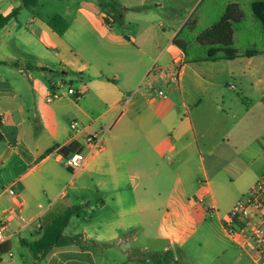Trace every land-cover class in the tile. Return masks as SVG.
Returning a JSON list of instances; mask_svg holds the SVG:
<instances>
[{"label": "crops", "instance_id": "crops-1", "mask_svg": "<svg viewBox=\"0 0 264 264\" xmlns=\"http://www.w3.org/2000/svg\"><path fill=\"white\" fill-rule=\"evenodd\" d=\"M42 1L23 24L22 0H0V15L20 10L0 30V216L8 222L0 262L14 237L20 244L36 241L54 216L79 206L78 217L85 214L82 234L69 236H80L81 244L55 247L33 258L34 264H152L150 256L165 251L174 254L170 264H254L223 229V218L236 200L223 214L203 216L202 193L210 188L194 184V158L204 170L201 152L210 155L216 146L217 135L233 116L223 105L233 102L222 97L206 106V97L197 96L187 101L180 83L189 65L209 64L198 66L204 77L197 72L193 77L197 86L210 85L211 72L226 67L223 61H252L257 55L218 61L188 57L179 35L187 25L196 27L198 20L191 17L205 0H182L184 15L158 28L149 0H75L56 14L68 24L63 35L36 10ZM221 1L223 11L231 3L242 11V0ZM251 1L245 4L248 9ZM114 13L128 35L114 29ZM132 23L135 28L129 30ZM58 74L73 78L83 96L47 104L46 92ZM262 82L257 79L251 86ZM162 87L165 97H154ZM174 91L182 115L169 101ZM128 93H134L131 102L119 115ZM242 101L247 107L253 104ZM258 102L264 111V102ZM88 136L101 138L100 150L91 152L84 144ZM70 144L88 155L74 174L57 152ZM263 171L262 165L246 191ZM9 189L18 198L9 196Z\"/></svg>", "mask_w": 264, "mask_h": 264}, {"label": "rangeland", "instance_id": "rangeland-1", "mask_svg": "<svg viewBox=\"0 0 264 264\" xmlns=\"http://www.w3.org/2000/svg\"><path fill=\"white\" fill-rule=\"evenodd\" d=\"M71 1L75 0H61V2L59 0H43L42 6L36 10L39 11L42 18L52 17L62 13L66 5L70 4ZM98 1L101 4L105 3V0ZM149 1L152 5L150 14L157 16L155 20L157 28L165 27L168 21H176L184 15L183 10L185 7L181 2L182 0ZM248 1L242 0L244 18L240 23L233 26L235 31L233 47L239 52L246 50L256 51L258 52L257 56L252 61L243 58H238L234 61H223L220 64H227L226 67L211 72L210 85L201 83L200 86H197L193 77L194 72L204 77V69H198V66L204 68L209 66V64L189 65L184 70V76L180 83L181 93L184 94V98L187 101L197 96V99L206 97L204 100L206 106L209 105L212 99L217 100L222 99V97L225 98V101L232 100L233 102L232 106L223 105L224 111H227L226 107H230L231 115L233 116L230 118V123L228 122L224 130H221L222 132L220 131L217 135V143H213L216 146L210 149V155H207L204 151L201 152L204 170L198 169L201 163L197 156L194 158L196 167V171H194L195 188L202 186L210 188V193L203 191L200 206L203 216L206 217L218 212L223 214L225 208L231 207L234 201L241 197L242 191L243 195H245L252 179L261 169V166H264V111L262 110V103L258 102L259 99L264 102V82L251 86L257 79L264 80V37L257 21L249 12ZM221 2V0H205L195 9L191 17V20H198L196 27L191 29L187 25L181 31L179 39L187 43L186 51L188 57L200 58L206 54L207 48L193 42L192 39L205 28L218 21L220 13L223 11ZM128 4L126 3V5ZM74 6L75 3L70 5V9H73ZM21 14L22 23L24 24L25 18L30 17V11L22 9ZM204 14L206 15L204 16ZM134 16L137 15H129L127 18H135ZM202 17L203 21H199ZM115 19L114 29L124 35H128L130 31H122L117 14H115ZM133 28L135 26L132 23L129 30ZM57 69L54 68L52 70L56 72ZM60 76L59 74L54 75V79ZM71 87L74 90L77 88V83L74 79H72ZM175 88L169 87L170 91L175 90ZM161 90L165 93L166 89L162 87ZM133 94L128 93L126 96ZM170 95L171 93L168 96L170 103L174 104V109H180V115H182L183 109L181 108L179 93L174 91L172 96ZM154 97H158L157 93H155ZM242 99L253 101V104L247 107ZM185 115L184 112L183 116ZM165 161H171V158L166 157ZM90 215L91 210H89L87 216ZM84 217L85 214L78 218H72L64 234L68 236L74 233L82 234L85 224ZM11 245V250L3 257V261L0 264H34L31 252L19 243L17 237L11 240ZM12 261L13 263H11Z\"/></svg>", "mask_w": 264, "mask_h": 264}, {"label": "trees", "instance_id": "trees-1", "mask_svg": "<svg viewBox=\"0 0 264 264\" xmlns=\"http://www.w3.org/2000/svg\"><path fill=\"white\" fill-rule=\"evenodd\" d=\"M41 0H22V7L28 10L36 8ZM249 10L253 18L257 21L261 33L264 37V0H252ZM19 9H13L7 15H0V30L12 19L16 18ZM243 19V13L238 4H228L218 19L210 27L200 32L195 42L207 48V52L199 61H218V60H234L240 55L252 57L258 54L256 51L239 52L233 47L234 25ZM106 22V21H105ZM107 23V22H106ZM48 25L58 35H63L67 30V22L59 15H54L48 19ZM176 45L182 48L180 43L174 41ZM184 50V48H182ZM65 74V73H64ZM54 149L46 152L48 155ZM82 148L76 144H70L57 150V152L67 156L74 152H82ZM80 207L73 206L68 208L62 214L54 216L50 226L44 230L40 238L33 242H21L32 254L34 259H39L55 247H64L74 244H81L80 236H65L63 231L68 226L72 217L80 215ZM174 260V254L171 251L155 253L150 256L152 264H170Z\"/></svg>", "mask_w": 264, "mask_h": 264}, {"label": "built area", "instance_id": "built-area-1", "mask_svg": "<svg viewBox=\"0 0 264 264\" xmlns=\"http://www.w3.org/2000/svg\"><path fill=\"white\" fill-rule=\"evenodd\" d=\"M175 65L177 66L174 69V79L178 75L180 61H175ZM155 67L153 66L152 70ZM72 79L70 76L62 75L54 80L51 88L46 92L45 102L50 104L67 96L73 97L75 100L82 97L80 91L71 87ZM157 96L164 98L165 94L162 90H159ZM131 99L132 95L121 100L119 115L123 113ZM70 127L78 132L76 123H72ZM84 144L91 148V152H94L101 149L102 140L101 138L88 136ZM87 159L88 155L84 154L83 151L74 152L63 157V164L71 174H74L84 167ZM7 193L9 196L18 198L12 189L7 190ZM16 209H19L18 205H16ZM7 223V220L0 221V244L6 241ZM36 228H40L39 223L36 224ZM223 229L232 242L251 255L254 264H264V172L248 192L241 196L224 216Z\"/></svg>", "mask_w": 264, "mask_h": 264}, {"label": "water", "instance_id": "water-1", "mask_svg": "<svg viewBox=\"0 0 264 264\" xmlns=\"http://www.w3.org/2000/svg\"><path fill=\"white\" fill-rule=\"evenodd\" d=\"M41 70H42V71H46V69H45V68H41Z\"/></svg>", "mask_w": 264, "mask_h": 264}]
</instances>
